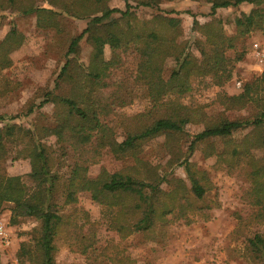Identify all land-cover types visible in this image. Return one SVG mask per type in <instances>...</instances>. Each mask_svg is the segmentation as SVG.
I'll return each mask as SVG.
<instances>
[{"label":"trees","instance_id":"obj_1","mask_svg":"<svg viewBox=\"0 0 264 264\" xmlns=\"http://www.w3.org/2000/svg\"><path fill=\"white\" fill-rule=\"evenodd\" d=\"M123 1L124 8L118 9L110 7L107 0H0V13H35L40 28H57L60 15L87 19L85 28L70 38L53 89L44 92L40 103L53 104L54 123L39 128L6 123L0 128V156L2 141L8 139L17 147V156L30 162L32 187L18 175L0 176V207L4 202L12 203V222L19 216L39 220L38 235L31 243L20 245L22 259L31 264H58L54 260L56 237H62L72 251L80 254L103 256L111 264H136L119 246L130 235L139 233L145 240H156L172 223L209 220L212 208L219 205L217 200L203 201L213 184L207 172L190 160L202 142L206 145L203 154L213 155L217 167L228 172L242 170L247 185L241 200L252 208L249 221L264 224V72L244 83L238 94L219 95L222 111L214 115L201 105L180 101L190 91L193 76H211L219 85L230 77V65L239 57L230 59L225 51L241 46L253 30L264 34V0H203L209 4L213 18L204 24L193 19L203 37L193 42L199 57L191 53L188 42L177 40L181 35L178 17L156 12L140 19L130 0ZM133 1L136 6L158 8L161 0ZM241 3L252 7L236 16L235 31L228 36L215 12ZM23 38L12 24L0 40V70L11 64L8 54ZM83 38L90 46L86 63L79 56ZM105 46L109 47L108 58L104 56ZM129 48L138 57L134 77L128 85L120 82L108 96H102L103 89L113 84L110 71L122 66V54ZM168 59L173 65L165 77ZM133 85L143 90L151 106L133 115L116 113L117 107L131 101ZM246 108L250 109L246 116L226 115ZM32 111L31 105L25 113L9 115L8 119ZM110 113L116 125L111 124ZM5 119L0 115V121ZM188 123L202 124L203 128L190 134L185 130ZM116 128L122 131L121 140L117 139ZM242 130L247 131L236 139L234 133ZM160 135L164 136L166 160L153 164L141 156L142 144ZM46 136H54L56 150L43 141ZM215 140L221 142L218 151ZM104 149L116 159L129 158L132 162L116 171L101 167L95 176H89L88 166L99 160ZM64 157L70 159V166L61 183L55 166ZM174 166L182 167L185 178L169 172ZM81 192H87L100 206L102 224L117 236V246L95 254L97 222L77 210L66 214L61 211V207L74 205ZM241 223V216H237L233 233ZM241 255L264 264V235L247 237Z\"/></svg>","mask_w":264,"mask_h":264},{"label":"rangeland","instance_id":"obj_2","mask_svg":"<svg viewBox=\"0 0 264 264\" xmlns=\"http://www.w3.org/2000/svg\"><path fill=\"white\" fill-rule=\"evenodd\" d=\"M41 3V0H37ZM137 17L148 18L152 13L160 12L165 15L178 17L180 20L181 35L178 41L188 42L191 53L199 57L197 47L193 44L195 39H203L197 27L193 25L195 18L199 24L211 20L209 4L203 0H161L158 8L148 6H136V1L130 0ZM110 7L124 8L123 0H107ZM248 3H241L235 7L218 8L214 17L222 21V27L226 35L230 36L235 31L234 19L242 12L247 13L251 9ZM264 9V5L262 6ZM117 15V14H114ZM57 28H40L36 24L35 13L19 14L10 13L8 10L0 13V40L4 38L12 24L23 35L21 44L8 55L11 64L0 70V115L5 120L0 121V128L6 123H16L23 127L50 126L54 123L53 104L47 102L40 105L44 99V92L53 89L54 79L65 60V52L72 36L80 33L86 26L87 19L72 18L66 15L58 17ZM90 46L83 38L80 42V60L87 62ZM110 55L109 47L105 46L104 56ZM230 59L239 57L231 63L230 77L223 83L215 84L213 78L208 75L193 76L190 79L191 88L180 98L186 105H201L209 114L214 115L222 108L218 98L221 94L234 95L241 92L244 83L252 81L264 72V34L260 30L251 31L241 46L225 51ZM124 63L110 71L109 87L103 89L102 96H108L111 89L120 82L128 85L134 77L138 57L136 52L129 48L122 54ZM172 60L168 59L164 67L166 77L172 67ZM129 80V81H127ZM131 101L117 107L116 113L133 115L147 110L151 102L144 95L141 88L132 86ZM33 106V111L25 116L8 119L9 115L25 113ZM250 109L228 111L229 117H242L249 113ZM112 125L113 117L109 115ZM115 121V119H114ZM202 124L188 123L185 130L190 134L201 131ZM117 139H122V131L116 128ZM247 130L234 133L236 139L240 138ZM44 142L56 150L54 136H46ZM164 136L160 135L142 144L141 156L153 164H164L166 153L163 146ZM3 150L0 156V176L18 175L27 187H32L34 182L30 177L29 159L17 156V147L8 139H3ZM217 151L221 147L220 140H215ZM183 150L187 143L181 140ZM205 142L199 143L190 156V160L196 163L199 169L205 170L213 184V188L207 193L203 201H218L219 205L212 208L211 217L204 221L196 218L190 224L175 222L166 228L164 235L156 240H145L139 233L127 237L120 247L124 249L136 264H261L258 261L245 258L243 252L246 238L255 233L264 235V224H254L249 221L252 208L243 203L241 194L246 188L242 170L228 172L215 165L213 155L205 156ZM58 161V160H57ZM132 161L129 158L116 159L107 149L102 151L101 157L87 168L89 176H95L101 167L108 171L119 170ZM70 159L64 157L56 164L61 183L67 175ZM174 176L185 178V173L180 166H174L169 170ZM166 185L163 184V187ZM61 191L59 190L58 193ZM58 195V194H57ZM58 204L61 200L57 197ZM12 203L4 202L0 207V226L6 232L7 238L0 236V264H31L24 261L20 255V245L31 243L40 230L39 220L33 217L19 216L12 222ZM77 210L79 215H87L90 221L97 222V239L95 254L100 250L117 246L118 238L115 234L105 229L101 220L100 206L91 200L87 192L78 194L74 205L61 207L63 213ZM237 216H241L242 223L237 233L232 230L237 223ZM54 260L58 264H111L105 257H94V254L86 255L72 251L62 237L54 239ZM109 251V249L107 250Z\"/></svg>","mask_w":264,"mask_h":264},{"label":"built area","instance_id":"obj_3","mask_svg":"<svg viewBox=\"0 0 264 264\" xmlns=\"http://www.w3.org/2000/svg\"><path fill=\"white\" fill-rule=\"evenodd\" d=\"M0 236L4 239L7 238L6 232L3 230L2 226H0Z\"/></svg>","mask_w":264,"mask_h":264}]
</instances>
